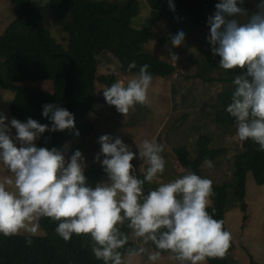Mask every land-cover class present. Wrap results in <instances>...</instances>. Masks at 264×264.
I'll return each instance as SVG.
<instances>
[{
  "label": "clouds",
  "instance_id": "clouds-1",
  "mask_svg": "<svg viewBox=\"0 0 264 264\" xmlns=\"http://www.w3.org/2000/svg\"><path fill=\"white\" fill-rule=\"evenodd\" d=\"M168 3L175 11L172 0ZM244 3L220 0L208 17L207 39L213 55L220 57V68L243 70L234 76L235 90L226 111L235 119L238 138L252 140L264 152V0L250 16L242 7ZM170 42L174 48L182 46L183 30ZM168 52L172 61L179 59L170 49ZM136 67L133 61L128 70ZM148 69L144 64L127 83L116 81L107 87L103 91L107 104L123 115L137 104L146 105L153 80ZM42 108L50 126L32 118L8 121L0 113V162L13 177L0 181V234L36 235L43 217L59 221L55 231L65 242L73 234L90 235L91 251L104 264H132L145 255L150 264H156L164 252L179 264H207L209 259L226 258L233 237L223 220L214 219L215 209L213 214L208 211L214 195L212 180L189 171L181 178L159 183L145 196V181H158L165 170L164 146L155 140L137 145L139 159L148 164L140 179L132 164L136 153L121 138L105 134L98 139L101 147L95 162L101 164L108 179L92 187L80 150L66 160L57 148L36 145L45 132L75 128L74 115L66 108L57 104ZM75 135L79 136V131ZM204 164L213 167L210 159ZM6 186H13L15 191ZM125 225L141 241L139 246L126 247L129 234L122 230ZM26 242L32 243L30 239Z\"/></svg>",
  "mask_w": 264,
  "mask_h": 264
},
{
  "label": "trees",
  "instance_id": "trees-1",
  "mask_svg": "<svg viewBox=\"0 0 264 264\" xmlns=\"http://www.w3.org/2000/svg\"><path fill=\"white\" fill-rule=\"evenodd\" d=\"M147 1L151 7L148 26L136 29L132 21L141 13L139 0H127L124 5L106 0H50L52 16L56 20L67 21L63 26L68 45V48H65L45 26L43 16L35 7L34 0H11L13 7H16L14 10L16 18L0 36V60H3L0 65V87L15 93L11 103L12 115L21 122L32 118L42 125L49 126L50 121L42 115V106L45 104H57L74 115V129L56 133L45 132L37 140L38 147H55L61 152L74 138L85 140L95 132L99 119L89 120L88 116L96 101V81L107 83L109 87L116 82L113 76L98 77L97 69L102 54H111L126 75H137L139 68L148 64V71L153 80L171 78L176 74V68L172 63L144 52V47L156 36L155 27L166 21L176 29L185 30L189 26L187 18L191 17L193 25L209 28L208 17L215 12V5L219 3L215 0H172L175 6V11H172L168 0ZM216 60L220 62V57ZM133 61L137 67L129 71L128 65ZM217 68L218 71L222 70L218 72L217 77L205 78L199 73L197 79L217 81L224 85L213 106L215 122L222 127L235 128V119L226 109L235 90L234 76L240 75L243 70ZM42 81L53 82V91L20 85L23 82ZM102 101L107 104L105 98ZM76 131H79V136L75 135ZM258 148L259 146L249 139L245 141L243 150L235 158L234 196L241 203L243 212L247 210L245 198L248 176H252L255 184L264 185V152ZM76 150H81V146H74L72 152ZM225 153V148L213 147L211 138L207 135L200 137L194 159L186 147L175 149L181 166L201 177L204 160L210 159L214 162ZM85 176L92 187L108 179L103 168L96 166L86 169ZM227 183L213 186L214 195L211 197L213 205L208 211L213 214L214 208V219L223 220L224 228L228 231ZM156 187L145 181L144 195ZM236 205L238 204L235 203L234 206ZM246 218L247 216L243 220ZM58 223L59 221L51 218H41L40 227L45 231V237L0 234V264H104L91 251L90 235L73 234L71 240L65 242L55 231ZM122 230L129 234V244L126 247L139 246L133 241L131 230L126 225ZM28 239L32 241L31 245L26 242ZM233 251L232 240L226 258L209 259V263L237 264L231 255ZM250 264L258 263L251 258Z\"/></svg>",
  "mask_w": 264,
  "mask_h": 264
},
{
  "label": "rangeland",
  "instance_id": "rangeland-1",
  "mask_svg": "<svg viewBox=\"0 0 264 264\" xmlns=\"http://www.w3.org/2000/svg\"><path fill=\"white\" fill-rule=\"evenodd\" d=\"M104 1V0H99ZM126 4L127 0H106ZM220 2V0H215ZM261 0H245L242 7L248 10L249 16L257 11V5ZM141 13L133 19L132 25L136 29L148 26L151 16V7L147 0H139ZM35 7L41 12L45 26L51 31L53 37L68 48L65 41L66 34L63 26L65 20H56L51 13L50 0H34ZM11 0H0V36L14 22L16 16ZM240 19L239 17H234ZM187 29H176L163 21L155 27L156 36L144 47V52L156 55L161 60L172 63L176 68V74L171 78H156L152 80L149 89V102L146 105L137 104L134 110L127 115L120 114L114 106L105 104L103 91L109 87L107 83L96 81V101L93 104L89 120L99 119V125L95 132L87 139L74 138L61 150V154L67 160L74 152L73 147L81 146V152L85 157L88 169L91 166L101 167L95 162V157L100 153L98 139L101 135L119 137L136 153L137 158L132 161L135 175L143 178L148 164L139 159L137 145L144 140H155L164 146L162 156L166 164L163 174L158 181L151 183L158 187L159 183H167L181 178L189 172L181 166L175 154V149L186 147L192 158L196 157L198 141L201 136L211 138L212 146L225 148L226 153L212 162L213 167H203V176L213 181V186L227 183L229 187V203L227 206L226 226L232 234L234 251L232 257L237 264H250L251 258L258 264H264V185L255 184L251 175L248 176L247 193L245 203L247 210L243 212L239 200L234 196L235 180L233 178L236 155L243 150L245 141L237 136V128H226L215 122L213 106L217 95L223 90L224 85L219 82H208L197 79L200 73L205 78L217 77L219 56H214L208 43L210 28H201L192 24L191 17L187 18ZM185 33V42L182 46L174 48L170 38L178 31ZM168 49L179 56L174 62L170 59ZM0 60V65H1ZM212 64V66H211ZM209 67H206V66ZM206 68V69H205ZM98 77H111L115 81L127 83L135 75H126L121 70L111 54H102L99 58L97 69ZM22 87H29L52 92L54 85L51 81L23 82ZM15 93L0 87V113L8 117V121L15 118L11 113V103ZM17 119V118H15ZM18 120V119H17ZM20 121V120H19ZM15 136V129H12ZM38 140V139H37ZM37 140L35 143L37 144ZM19 147V144L17 145ZM104 157L101 155V160ZM5 178H13L9 170L0 162V181ZM103 182H107L104 180ZM8 190L15 191L13 186H6ZM145 190L143 189V194ZM212 201V200H211ZM237 203L238 205L234 206ZM213 205V201L211 206ZM247 216L246 220H243ZM243 227L245 229L243 230ZM19 235L29 237H45V231L39 226L36 235L21 232ZM133 241L140 245L141 241L132 235ZM149 247L153 248L151 245ZM154 250V248H153ZM171 254L162 253V258L156 264H179L170 258ZM132 264H150L146 255L135 258ZM207 264L209 260H207Z\"/></svg>",
  "mask_w": 264,
  "mask_h": 264
}]
</instances>
